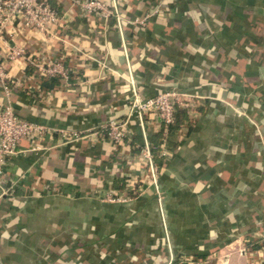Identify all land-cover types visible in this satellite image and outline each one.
<instances>
[{"label":"crops","instance_id":"0c3cea01","mask_svg":"<svg viewBox=\"0 0 264 264\" xmlns=\"http://www.w3.org/2000/svg\"><path fill=\"white\" fill-rule=\"evenodd\" d=\"M47 1L55 35L27 26L20 40L70 79L8 67L14 111L46 131L0 161V264H264V0H99L119 19ZM171 89L191 97L195 128L163 141L157 188L142 189L161 124L129 116L128 99ZM111 119L127 120L123 147L102 131ZM137 182L127 202L99 198Z\"/></svg>","mask_w":264,"mask_h":264},{"label":"built area","instance_id":"2783aa9c","mask_svg":"<svg viewBox=\"0 0 264 264\" xmlns=\"http://www.w3.org/2000/svg\"><path fill=\"white\" fill-rule=\"evenodd\" d=\"M81 11L87 14L99 12L104 18L114 17L119 19L115 10L106 3L99 0H72ZM19 21L17 31L12 29V22ZM57 12L50 6L47 0H0V83L2 85L5 103L0 106V161L6 156L15 155L21 149L23 139H32L38 134L46 131V128L37 122L21 118L13 111L12 96L10 90L19 88L20 79L13 76L8 67L22 58L26 63V70L38 73L46 77H57L69 81L68 69L58 61H49L39 58L30 51L28 52L21 43V33L27 26H32L44 37L55 35L54 25L58 22ZM86 83L85 78L79 80ZM191 97L183 92L171 89L159 92L150 97H142L136 91L128 99V115L133 116L140 124L143 123L145 115H155L161 127L166 132L167 125L172 121V115L177 106H190ZM126 119H111L105 125L107 139L115 147H123L126 136ZM65 134L62 133V136ZM83 136L81 132H72L71 138L78 139ZM33 149H39L35 146ZM161 150L160 155L164 156ZM144 162L143 176L138 179L140 187L158 185V163L151 153V145L145 142L140 151ZM1 173V169H0ZM133 186V184H131ZM128 191H105L99 196L101 201L107 203H123L131 199ZM139 187V188H140Z\"/></svg>","mask_w":264,"mask_h":264},{"label":"trees","instance_id":"16d2710c","mask_svg":"<svg viewBox=\"0 0 264 264\" xmlns=\"http://www.w3.org/2000/svg\"><path fill=\"white\" fill-rule=\"evenodd\" d=\"M50 6L55 11L58 9L56 6H54V4H50ZM191 106H192V103L190 106H177L173 112L172 121L166 127L167 131L164 132L163 127H161L159 131L155 132L151 136V143H150L151 153H152L153 158L158 163V170H159V164L161 163V158L164 157L160 155L163 141L166 143L167 146L173 147L179 144L177 140L179 135H182L185 137V136H188L194 130L196 119H194V117H192L191 115V112H190V109H192ZM14 113L16 114L15 111ZM102 131L106 135V130L102 129ZM138 150H139V147L136 149V151ZM128 184L129 183L125 180V178L119 177L114 180L113 186L115 187L116 190H121L125 187V185H128ZM136 185H138V182L133 185V191L136 188ZM133 191L130 192L131 196L133 195Z\"/></svg>","mask_w":264,"mask_h":264},{"label":"water","instance_id":"95a60500","mask_svg":"<svg viewBox=\"0 0 264 264\" xmlns=\"http://www.w3.org/2000/svg\"><path fill=\"white\" fill-rule=\"evenodd\" d=\"M226 111H227V113H232V109H231V107H230V106H227V107H226Z\"/></svg>","mask_w":264,"mask_h":264}]
</instances>
